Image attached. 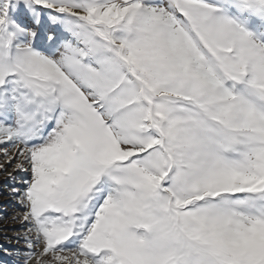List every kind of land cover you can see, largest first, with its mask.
I'll use <instances>...</instances> for the list:
<instances>
[{
    "label": "snow or ice",
    "instance_id": "snow-or-ice-1",
    "mask_svg": "<svg viewBox=\"0 0 264 264\" xmlns=\"http://www.w3.org/2000/svg\"><path fill=\"white\" fill-rule=\"evenodd\" d=\"M0 156L14 264H264V0H0Z\"/></svg>",
    "mask_w": 264,
    "mask_h": 264
},
{
    "label": "rangeland",
    "instance_id": "rangeland-1",
    "mask_svg": "<svg viewBox=\"0 0 264 264\" xmlns=\"http://www.w3.org/2000/svg\"><path fill=\"white\" fill-rule=\"evenodd\" d=\"M0 163L5 164L6 171H0V264H14L15 257L7 256L3 252V248L7 247L9 251H15L16 241L13 240L11 244L4 241V236L13 237L22 235L24 228L22 221L13 220L12 217L16 214L23 213L24 209L19 203V198L11 195L12 188H23L22 181L28 179V173L16 171L14 164L9 165L7 161L0 156ZM8 173H12L14 179L8 178ZM14 205L16 208H10ZM20 247H24V242L21 240ZM31 264H35L33 260Z\"/></svg>",
    "mask_w": 264,
    "mask_h": 264
},
{
    "label": "trees",
    "instance_id": "trees-1",
    "mask_svg": "<svg viewBox=\"0 0 264 264\" xmlns=\"http://www.w3.org/2000/svg\"><path fill=\"white\" fill-rule=\"evenodd\" d=\"M10 208H16V206H14V205L11 204Z\"/></svg>",
    "mask_w": 264,
    "mask_h": 264
}]
</instances>
